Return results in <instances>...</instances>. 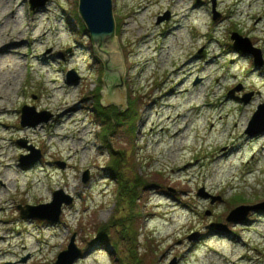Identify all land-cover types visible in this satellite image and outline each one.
<instances>
[{
    "label": "rangeland",
    "instance_id": "374dc122",
    "mask_svg": "<svg viewBox=\"0 0 264 264\" xmlns=\"http://www.w3.org/2000/svg\"><path fill=\"white\" fill-rule=\"evenodd\" d=\"M111 1L125 110L79 0H0V264H56L73 236L74 264H264V209L227 220L264 202V64L231 39L264 59V0ZM23 106L51 117L22 126ZM59 190L57 223L20 216Z\"/></svg>",
    "mask_w": 264,
    "mask_h": 264
},
{
    "label": "water",
    "instance_id": "95a60500",
    "mask_svg": "<svg viewBox=\"0 0 264 264\" xmlns=\"http://www.w3.org/2000/svg\"><path fill=\"white\" fill-rule=\"evenodd\" d=\"M43 5V1L33 3L32 9L36 6L43 7ZM78 11L93 43V51L105 65L103 78L105 87L102 92L103 103L105 105L113 103L119 110H125L126 107L129 106V99L127 97L128 88L124 79L126 66L118 37L115 35L112 1L79 0ZM217 16V14H214V19H216ZM231 39L233 40V46L236 50H240L243 54L251 55L254 58L255 67H260L264 64L261 50L255 48L247 37H242L238 33H232ZM69 75L70 76L66 79L67 84H75L78 82L79 77L76 74L72 72ZM251 98L252 94L246 95L243 98L244 103L250 102ZM31 116L37 117L36 120H33ZM50 117V113L43 115L41 112H36L33 106H24L22 108L21 124L22 126H35L40 122H47ZM263 131L264 104L260 105L252 116L246 133L255 135ZM87 178L88 177H85L83 181L85 182ZM198 196L211 198L212 203L218 200V198L210 197V194L205 193L203 189L199 191ZM72 202L73 197L65 194L62 190L54 191L50 202L36 206L27 205L26 209L20 208V216L24 219L35 218L57 223L62 213V207L64 205H70ZM261 209H264V202L254 205H241L232 211L227 217V220L235 221L238 217H245L249 212ZM223 228L225 229V227ZM81 256V250L75 245L73 236L67 249L61 251L57 255L56 264H74Z\"/></svg>",
    "mask_w": 264,
    "mask_h": 264
},
{
    "label": "bare ground",
    "instance_id": "6f19581e",
    "mask_svg": "<svg viewBox=\"0 0 264 264\" xmlns=\"http://www.w3.org/2000/svg\"><path fill=\"white\" fill-rule=\"evenodd\" d=\"M173 6L175 7V6H176V4H175V5H173ZM239 144H241V142H239V143H238V145H239ZM0 148H1V149H3V148H5V147L1 146Z\"/></svg>",
    "mask_w": 264,
    "mask_h": 264
}]
</instances>
